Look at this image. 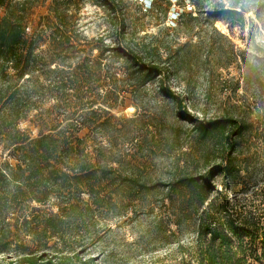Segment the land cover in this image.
Wrapping results in <instances>:
<instances>
[{
  "label": "rangeland",
  "instance_id": "374dc122",
  "mask_svg": "<svg viewBox=\"0 0 264 264\" xmlns=\"http://www.w3.org/2000/svg\"><path fill=\"white\" fill-rule=\"evenodd\" d=\"M14 1L25 8L23 54L38 34L35 52L55 59L51 68L58 63L71 72L84 56L91 60L106 49L99 74L88 81L101 96L112 95L95 96L94 107L101 110L79 130L91 142L95 163L89 169L96 178L105 173V187L90 194L62 188L44 203L0 207V264L24 254L41 264L61 254L92 264H186L187 253L183 256L177 245H191L199 218L220 221L216 208L224 196L234 217L261 212L264 0H240L234 13L227 10L235 0H107L112 8L105 0H68L67 33L78 48L67 55L51 53L48 45L55 28L50 8L63 0ZM123 47L138 53L143 67H158L164 74L136 72ZM8 67L4 81L12 82ZM137 76L145 84L135 89ZM55 102L51 95L41 99L44 114L62 112L52 108ZM34 113L31 121L18 124L32 137L36 124H54L50 116L35 121ZM214 122L217 127L203 135L200 127ZM9 149L0 143V164H14ZM229 161L232 169L226 172ZM188 179L190 187L184 185ZM59 218L70 235L61 240L43 235L44 226ZM34 228L36 234H29Z\"/></svg>",
  "mask_w": 264,
  "mask_h": 264
},
{
  "label": "trees",
  "instance_id": "16d2710c",
  "mask_svg": "<svg viewBox=\"0 0 264 264\" xmlns=\"http://www.w3.org/2000/svg\"><path fill=\"white\" fill-rule=\"evenodd\" d=\"M67 1L63 0L60 2L63 5L54 4V7L50 8V20L55 23L54 30L48 36L51 53L67 55V52L78 48L71 43L73 40L67 33L66 23L72 18V14L67 13L70 7V4H66ZM104 5L113 7L107 0ZM238 5L240 0H235L232 10L227 11L236 12L235 7ZM0 8H4V14L0 17V80H3L0 82V143H6L8 149L10 148L8 159L15 161L14 164L8 161L0 164V207L8 202L18 201L44 203L52 191L62 188L68 191L72 189L73 193L90 194L96 188L105 187V173L96 178V171L91 170L95 162L90 156V139L87 135L80 136L79 130L89 117L101 110L94 107L95 96L103 100L111 98L110 92L101 96L95 86L94 91L88 81L91 75L99 74L102 54L106 49L99 47L101 52L97 57L90 60L89 56H84L82 61H77V70L67 72L58 63L51 68L49 64H54L55 59H47L42 50L35 52V47L38 48L40 44L41 36L38 34L31 37L26 53L23 54L27 43L22 26L25 11L23 4L14 0H0ZM218 15L214 14V17ZM120 25L123 29V24ZM127 49L123 47L121 53L136 67V72L143 70L144 75L164 74L161 68L151 65L143 67L142 57ZM90 61L92 62L89 63ZM8 65L13 71L12 82L4 81L7 76L5 66ZM134 81L135 89L145 84L140 76L135 77ZM48 95L56 101L52 108L61 109V113L50 110L44 114L41 99ZM113 99L117 102L118 94L114 95ZM32 111H36L32 115L35 116V121L44 122L50 116L54 123L48 128H43L44 124H36L39 129L35 137L18 127L21 121H31L29 117ZM217 124L218 122H214L210 126H201V133L205 135L209 130L216 128ZM70 169L73 174L68 173ZM231 169L232 164L229 161L225 171L230 172ZM107 171L108 169L105 172ZM191 184L192 180L188 179L184 185L190 187ZM260 203L263 204L261 212H255L251 217L238 218L230 214V207L233 206L224 196L222 204L216 208L218 213H222L220 221L216 222L214 218L210 221L204 217L199 218L191 245H177V250L181 249L183 256L187 253L188 258L182 262L264 264V197ZM71 205L73 204L69 206ZM204 213L208 216L207 212ZM54 216L59 217L61 214ZM31 230L29 234H36L35 228ZM42 230L47 238L57 240L63 239L64 235H70L63 232L61 218L58 222L45 225ZM67 239L72 243L70 237ZM0 252H4L1 245ZM55 258L54 262L48 259L44 264H92L87 259L73 260L69 255L61 254ZM7 264L41 263L36 256L24 254Z\"/></svg>",
  "mask_w": 264,
  "mask_h": 264
}]
</instances>
